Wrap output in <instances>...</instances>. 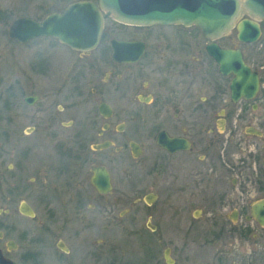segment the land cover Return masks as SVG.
<instances>
[{"label": "rangeland", "instance_id": "1", "mask_svg": "<svg viewBox=\"0 0 264 264\" xmlns=\"http://www.w3.org/2000/svg\"><path fill=\"white\" fill-rule=\"evenodd\" d=\"M73 1L0 0V249L4 255L17 264H167L164 250L169 248L173 264H264V228L245 219L249 204L264 198V92L254 110L246 107L238 120L226 121V129H232L227 142L225 131L199 137L207 144L216 142L215 159V153L208 157L209 146L207 160L198 159L204 151L195 146V162L186 165L183 156H171L156 146L154 126L135 136L137 119L123 114L116 76L120 67L109 60L108 41L123 38L126 32L142 37V28L105 17L106 36L87 53L51 37L26 43L9 38L8 29L16 18L39 21ZM188 31L192 55L198 53L208 65V79L201 84L198 79L197 86L206 85L202 93L210 97L216 93L211 82L216 77L214 66L204 53L205 41L198 29L192 26ZM230 37L221 43L232 45ZM244 49L251 62H263L264 50L251 45ZM253 52L255 57L250 56ZM106 75L108 82L103 83ZM144 79L149 77L143 75L140 83ZM101 86L110 98L102 94ZM29 94L38 96L32 105L24 102ZM102 98L117 115L108 121L109 131L100 135L104 120L97 105ZM221 98L229 111L226 95ZM120 122L134 131L116 132ZM213 123L214 119L207 120V128L213 129ZM247 124L258 127L262 135H243ZM245 137L250 147L244 146ZM105 138L112 147L102 152L90 149ZM129 139L142 146L138 157L124 148L115 151ZM223 147L233 155L223 153ZM99 162L107 165L112 177V191L105 195H98L89 182L91 167ZM150 192L156 198L147 205L143 197ZM21 201L32 207L34 217L19 212ZM232 208L239 209L236 221L229 217ZM49 213L57 218L54 234L45 242L40 222L48 220ZM59 238L68 254L56 247ZM9 239L17 244L15 249L6 245Z\"/></svg>", "mask_w": 264, "mask_h": 264}, {"label": "flooded vegetation", "instance_id": "2", "mask_svg": "<svg viewBox=\"0 0 264 264\" xmlns=\"http://www.w3.org/2000/svg\"><path fill=\"white\" fill-rule=\"evenodd\" d=\"M244 18L250 19L251 21L256 22L258 24L259 34L257 39L254 41L251 42L241 41L238 38L237 25ZM121 24H123L124 26L143 29V31H140L142 37L127 36L129 33L126 32L125 34H123V38L112 37L108 41L109 49H110L109 60L115 65H118L120 67V72L116 76H118L120 81L119 88L121 93V99L123 102V112L125 107V112L122 113L125 114V116L128 115L131 116L132 118L137 119V127L134 132L135 136L149 133L152 127L154 126L153 128L155 130L154 142L156 146L160 150L171 156H180V158L181 156H183V160L186 165H192L195 162L193 157L195 155L194 153L195 146H198L201 149V151H204L202 155L199 154L198 159H201L203 161L207 160V159L204 160L208 156L205 154V149H207V146H209L211 150V152L208 151L209 153L208 157H211L212 154L215 153L213 155V158L215 159L216 155L218 154V150L213 147L214 146L213 144H215L216 142L213 140L212 142L207 144L205 143L206 139L203 140L199 137H202L210 133V131L212 132L213 130H216L218 133H223L225 131V133L228 134V138L226 139L227 142L228 139L230 138V133L232 132V129H226L225 126L226 121L228 119L235 121L238 120L240 115L242 117V109L246 107H250L251 109L254 110L257 107L256 100L259 99L262 96L261 95L262 92H264L263 91L264 90L263 89L264 60L263 62H259V64H254L247 57L246 50L244 49V46L251 45L253 47H256V50L258 49V51L260 52L264 50V19L250 15L239 16L237 17V19L233 24V27L227 34H224L213 40L207 39L202 34V32L198 27L194 25H185L183 23H167V24L154 23L150 25H134V24H126V23H121ZM192 26L198 29L199 34L202 35L205 41L203 45L204 53L210 59V61H212V64L214 66L213 72L216 77L214 78V80H211V82L213 83V86H215L216 88V93L214 95H211L210 97H207L202 93L203 91L206 90L207 88L206 85H204L203 87L197 86L198 79L200 84L201 81L203 80L206 81L208 79L207 78L208 65L206 64V62L202 60V56H200L198 53H194L192 55L191 33L188 31V29ZM160 31H167V33L163 35L164 33L161 34ZM232 33H233V37H230ZM104 34L106 33L103 30L97 46L99 45L100 41L106 36ZM229 37L232 39V45H224L221 43V40ZM112 39L122 40L125 42H138L139 45L142 46L140 48L141 52L138 54L139 50H137L135 47L131 48L130 53L131 54L137 53L138 55L137 58L134 60H122L120 62H117L112 58V52H113L111 47ZM149 40L154 42L153 48H151V42ZM210 43H215L221 48L238 50L241 53L242 60L245 63V65H247L250 71L255 73L258 77V89L253 96L249 98H245L244 96H238L235 100L232 98L230 84L234 75L232 73H223L220 70L219 64L212 56L209 55L207 51V46ZM95 48L91 50H94ZM80 53H87V52H80ZM250 56L255 57L254 52L250 54ZM151 61L152 63H149ZM93 63L96 65L94 60ZM193 63H195L194 67L192 65ZM109 72L111 73L112 69ZM143 75H146L147 77H149V79L146 80L144 79L140 83L139 78L142 77ZM94 77L95 76L93 75V78ZM104 78L105 79H103L102 82L103 83L108 82L109 75H106ZM192 79L194 80V82L192 81ZM151 84L153 85L152 88L150 87ZM222 87L225 88V92ZM100 88L103 87L101 86ZM114 88L117 89L118 87L115 85ZM92 92L95 94L97 93L95 88L92 89ZM102 92H103L102 94L104 95L107 94V96L110 98V95L105 88H103ZM223 95H226L227 101L230 104L229 111H228L229 107L226 109L223 106L224 99L221 98ZM26 96H30V94ZM31 96H36L35 101L38 99L37 95H31ZM220 99L222 100V102L220 101ZM35 101L27 104L32 105L33 103H35ZM102 104H105L109 108V111L106 110L104 112H101L100 106ZM115 110L116 109H114L111 106V104L103 98L98 102L97 112L98 115L104 120L99 132L100 135L103 132L109 131L108 129L110 127L109 124L110 122L108 121L112 120L114 115H117ZM209 119H214L213 129H208L206 126L207 120ZM236 126H237L236 123L233 124V127ZM115 131L124 132V131H134V130L131 129L129 125L120 122L115 125ZM192 132H194V135L197 136L199 140L197 139V137L192 136ZM242 132L243 135H247V136L260 137L262 135V131L258 127L252 126L251 124L245 125L244 128L242 129ZM160 133L167 135L171 138L182 139L186 145V148H179L174 152H168L166 149L162 148L157 143V137ZM107 141L110 142L111 145L107 146L106 148L94 149L92 147L93 145H97ZM131 142L136 144L137 148L142 153L143 151L142 146L137 141L131 139H129L122 146L115 147V151L120 152V150H123L124 148L130 152L132 157H135L131 149ZM244 144L245 147H250V140L247 137H245L244 139ZM93 145H90V149L92 151L102 152L112 147L113 142L110 139L105 138L101 142L95 143ZM253 147L255 148L254 144ZM223 149H224L223 153H225L227 156L233 155L231 154L230 151H225V147H223ZM97 166H103L104 168H106L109 171L111 177V172L104 162H99L92 165L91 175H92V169ZM231 168L232 170L235 169L234 167ZM208 171H212V168H209ZM208 171L205 170L204 174L209 175ZM90 177H89V182H90ZM233 182L234 179H232V183ZM111 184H112V177H111ZM92 187L98 195L108 194V193H100L94 188L93 185ZM78 200L79 199L77 198V201ZM22 202L25 201H21L19 203V207ZM25 203L29 205L27 202ZM77 204L79 205L80 202L78 201ZM251 205L252 203L249 204L248 206V214L245 215V219L246 216L250 214ZM29 207L32 209L30 205ZM4 212L7 213L8 211L4 210ZM20 213L22 215H25L22 212ZM238 215H239V209L237 208H232L229 211V217L233 221H236ZM25 216L34 217L35 213L33 216H29V215H25ZM56 218L57 215H55L54 213L53 214L49 213L48 220L46 221L42 220L40 222L42 230L45 233V242H47V237H50L51 235L54 234L53 224ZM61 231L62 233L65 232L66 228L64 229L63 227ZM1 237L2 235L0 236V238ZM6 245L10 249L13 248L15 249L17 246L15 241L11 239H9V241H6ZM56 247L59 248L63 254H68V248L64 243V241H62L60 238L56 243ZM53 254L55 255V257H57L58 255L55 252ZM52 258L54 259V257ZM9 259L12 261L13 264H17L11 258Z\"/></svg>", "mask_w": 264, "mask_h": 264}, {"label": "water", "instance_id": "3", "mask_svg": "<svg viewBox=\"0 0 264 264\" xmlns=\"http://www.w3.org/2000/svg\"><path fill=\"white\" fill-rule=\"evenodd\" d=\"M243 15L257 16L264 19V0H77L66 5L61 11L50 12L43 19L36 20L29 16L16 18L8 29V36L19 43L39 36H50L74 50L88 52L95 48L99 42L104 27L105 17L126 24L150 25L154 23H183L196 25L203 35L209 39H216L227 34L237 17ZM238 38L241 41L251 42L259 34L258 24L244 18L237 25ZM112 58L134 60L137 53H130L131 48L141 52L138 42H125L112 39ZM207 51L223 73L234 75L231 84V96L235 100L238 96L249 98L258 89V77L251 72L242 60L241 53L234 49L221 48L215 43L207 46ZM128 53V54H127ZM36 96H26L24 101L32 103ZM109 111L102 104L100 111ZM157 143L168 152L179 148H186L180 138H171L160 133ZM110 142L93 145L94 149L106 148ZM131 149L135 157L140 155L136 144L131 142ZM90 183L100 193H109L112 189L109 171L103 166L92 169ZM156 198L154 193H147L143 199L151 204ZM20 212L33 216V210L25 202L19 207ZM246 219H253L264 227V198L254 201L250 207V214ZM153 231L155 226L147 223ZM169 248L164 250V259L167 264H172ZM0 264H13L0 249Z\"/></svg>", "mask_w": 264, "mask_h": 264}]
</instances>
